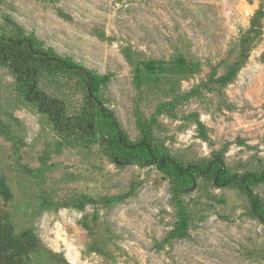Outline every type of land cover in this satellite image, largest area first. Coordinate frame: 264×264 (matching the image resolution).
<instances>
[{
  "label": "rangeland",
  "instance_id": "rangeland-1",
  "mask_svg": "<svg viewBox=\"0 0 264 264\" xmlns=\"http://www.w3.org/2000/svg\"><path fill=\"white\" fill-rule=\"evenodd\" d=\"M17 41L37 53L21 70L0 51V264H264V179L124 163L32 99L90 112L93 76L130 141L260 175L264 0H0V44Z\"/></svg>",
  "mask_w": 264,
  "mask_h": 264
},
{
  "label": "trees",
  "instance_id": "trees-1",
  "mask_svg": "<svg viewBox=\"0 0 264 264\" xmlns=\"http://www.w3.org/2000/svg\"><path fill=\"white\" fill-rule=\"evenodd\" d=\"M24 42L17 41L14 45L5 46L0 44V51H4V58L11 61V63L21 70L27 68V56L30 52H36L30 49L32 45L27 47L23 45ZM3 46V47H2ZM37 53V52H36ZM52 61L62 63L68 68L78 69L79 67L68 60L59 59L53 55H46V58ZM80 69V68H79ZM27 72L23 73L26 74ZM87 90L89 93L90 101L95 102V109L90 112L83 113L79 116L68 117L66 119L64 107L59 105L55 100H46L44 95H34L32 99H38L41 108L49 114L55 126L61 131L72 132L75 131V141H87L86 137L91 136L96 131L102 135L103 144L111 148L122 162L137 161L144 163H155L159 168L174 174L177 178L191 180L195 174L205 175L209 172L214 173V180L218 185L229 184L233 181H238L242 185L249 188L251 182L261 181L264 179V172L260 175L248 173L245 175H230L226 165L221 162V159L216 157L205 166L201 164L189 163L181 164L177 162L164 150L158 146L152 145L147 138H142L138 142H132L126 133L119 127L117 121L109 112L107 107L95 99L94 92L96 91V80L93 76H88ZM25 77V75H23ZM95 99V101H94ZM93 105V104H92ZM252 195V193H251ZM256 200V199H255ZM256 203V201H255ZM264 219V218H263Z\"/></svg>",
  "mask_w": 264,
  "mask_h": 264
},
{
  "label": "bare ground",
  "instance_id": "bare-ground-1",
  "mask_svg": "<svg viewBox=\"0 0 264 264\" xmlns=\"http://www.w3.org/2000/svg\"><path fill=\"white\" fill-rule=\"evenodd\" d=\"M74 252H76V251H74ZM78 252V251H77ZM67 255H68V258L72 261V262H74V263H78L77 261L79 260V256H78V253H71L70 251H68V253H67Z\"/></svg>",
  "mask_w": 264,
  "mask_h": 264
}]
</instances>
